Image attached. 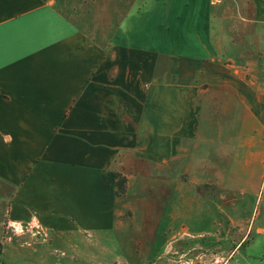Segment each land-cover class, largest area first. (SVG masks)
I'll use <instances>...</instances> for the list:
<instances>
[{
    "label": "crops",
    "instance_id": "crops-1",
    "mask_svg": "<svg viewBox=\"0 0 264 264\" xmlns=\"http://www.w3.org/2000/svg\"><path fill=\"white\" fill-rule=\"evenodd\" d=\"M127 158L196 184L120 198ZM0 227L2 264H264V0H0Z\"/></svg>",
    "mask_w": 264,
    "mask_h": 264
},
{
    "label": "rangeland",
    "instance_id": "rangeland-1",
    "mask_svg": "<svg viewBox=\"0 0 264 264\" xmlns=\"http://www.w3.org/2000/svg\"><path fill=\"white\" fill-rule=\"evenodd\" d=\"M119 168H121L120 172H117L116 174V186L117 182L119 181L117 179V176L120 177V182L123 184L122 188H117V195L120 198H127L129 195V178H139V176L142 177L143 179L151 180V179H157L159 184L160 181H163L165 183L166 179H171L174 184H187V185H192L196 184V181L193 177H191L189 174H180L177 177L172 178L169 176V170L171 169H166V167L162 164H159L158 166V171L155 172L152 164H150L146 160H132L130 158H127L126 161H121L116 163ZM126 216H132V212H127ZM5 237V231L3 227H0V241H4ZM178 241H175V252L177 249V243ZM198 241L194 240L191 242L192 246L194 248L198 247ZM180 249V247H178ZM192 258V257H191ZM196 260V258H194Z\"/></svg>",
    "mask_w": 264,
    "mask_h": 264
},
{
    "label": "trees",
    "instance_id": "trees-1",
    "mask_svg": "<svg viewBox=\"0 0 264 264\" xmlns=\"http://www.w3.org/2000/svg\"><path fill=\"white\" fill-rule=\"evenodd\" d=\"M117 179L119 180L117 182V188H122L123 184L120 182V177L117 176ZM2 255H3V241H0V264H2Z\"/></svg>",
    "mask_w": 264,
    "mask_h": 264
}]
</instances>
